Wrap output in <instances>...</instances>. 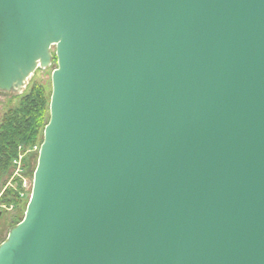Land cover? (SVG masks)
I'll list each match as a JSON object with an SVG mask.
<instances>
[{
	"label": "water",
	"instance_id": "water-1",
	"mask_svg": "<svg viewBox=\"0 0 264 264\" xmlns=\"http://www.w3.org/2000/svg\"><path fill=\"white\" fill-rule=\"evenodd\" d=\"M53 63L0 264H264V0H0V93Z\"/></svg>",
	"mask_w": 264,
	"mask_h": 264
},
{
	"label": "rangeland",
	"instance_id": "rangeland-1",
	"mask_svg": "<svg viewBox=\"0 0 264 264\" xmlns=\"http://www.w3.org/2000/svg\"><path fill=\"white\" fill-rule=\"evenodd\" d=\"M55 68L56 64L54 63L47 70H38L22 95L0 93V125L5 114L19 108L22 99L30 93L33 86H42L47 99H50L52 92L51 75ZM35 147H38V150L35 151ZM38 153L39 146L37 145L30 149L27 148L25 151L20 148L19 157L13 161L12 167L6 172L0 173V245L8 237L9 231L24 218L31 195ZM10 190L19 191L21 203L18 205L13 203L12 196L8 197L9 204L2 202L3 197Z\"/></svg>",
	"mask_w": 264,
	"mask_h": 264
},
{
	"label": "trees",
	"instance_id": "trees-1",
	"mask_svg": "<svg viewBox=\"0 0 264 264\" xmlns=\"http://www.w3.org/2000/svg\"><path fill=\"white\" fill-rule=\"evenodd\" d=\"M50 99L42 86L35 85L25 96L18 109L5 114L0 125V173L12 167L19 157L20 148L27 150L35 145L41 146L44 128L49 122ZM41 137V139H40ZM12 196L16 205L21 203L19 191L10 190L2 202L10 203Z\"/></svg>",
	"mask_w": 264,
	"mask_h": 264
},
{
	"label": "built area",
	"instance_id": "built-area-1",
	"mask_svg": "<svg viewBox=\"0 0 264 264\" xmlns=\"http://www.w3.org/2000/svg\"><path fill=\"white\" fill-rule=\"evenodd\" d=\"M38 150V147H35V151Z\"/></svg>",
	"mask_w": 264,
	"mask_h": 264
}]
</instances>
